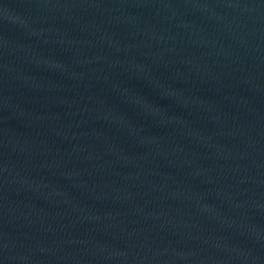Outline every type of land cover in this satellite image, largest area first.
<instances>
[{
	"label": "water",
	"instance_id": "1",
	"mask_svg": "<svg viewBox=\"0 0 264 264\" xmlns=\"http://www.w3.org/2000/svg\"><path fill=\"white\" fill-rule=\"evenodd\" d=\"M0 264H264V0H0Z\"/></svg>",
	"mask_w": 264,
	"mask_h": 264
}]
</instances>
